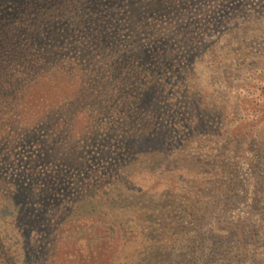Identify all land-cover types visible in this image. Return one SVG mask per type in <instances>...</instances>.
I'll return each mask as SVG.
<instances>
[{
	"label": "rangeland",
	"instance_id": "374dc122",
	"mask_svg": "<svg viewBox=\"0 0 264 264\" xmlns=\"http://www.w3.org/2000/svg\"><path fill=\"white\" fill-rule=\"evenodd\" d=\"M92 2L0 77V264H264V0Z\"/></svg>",
	"mask_w": 264,
	"mask_h": 264
},
{
	"label": "trees",
	"instance_id": "16d2710c",
	"mask_svg": "<svg viewBox=\"0 0 264 264\" xmlns=\"http://www.w3.org/2000/svg\"><path fill=\"white\" fill-rule=\"evenodd\" d=\"M81 8L90 11V19L100 16L96 12L100 7H96L92 0H0V77L11 70L15 64L13 57L18 52L25 55L35 51L39 53L40 49L36 45L46 42L50 45L54 37L63 31L62 26H69L75 31L74 26L77 24L75 20L82 16V12L79 11ZM82 23L85 26L88 24L86 20ZM208 201L210 204L204 206L205 212L219 208L218 205L212 206L211 201ZM180 206L181 210L185 209L184 203ZM184 227L188 230L185 235H191L195 240L184 250L183 258L178 264H193L195 263L193 259L196 258V245L204 240L205 233L191 223L184 224ZM153 233L154 231L150 230V234ZM220 242L221 239H216V244ZM212 248L218 249L219 246L213 245ZM211 253L209 252L208 256Z\"/></svg>",
	"mask_w": 264,
	"mask_h": 264
}]
</instances>
